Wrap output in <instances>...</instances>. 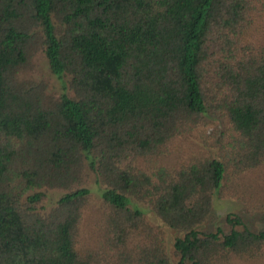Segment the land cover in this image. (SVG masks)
I'll use <instances>...</instances> for the list:
<instances>
[{"label":"trees","instance_id":"16d2710c","mask_svg":"<svg viewBox=\"0 0 264 264\" xmlns=\"http://www.w3.org/2000/svg\"><path fill=\"white\" fill-rule=\"evenodd\" d=\"M263 166L264 0H0V264L262 259L238 215L199 229Z\"/></svg>","mask_w":264,"mask_h":264},{"label":"rangeland","instance_id":"374dc122","mask_svg":"<svg viewBox=\"0 0 264 264\" xmlns=\"http://www.w3.org/2000/svg\"><path fill=\"white\" fill-rule=\"evenodd\" d=\"M33 68V77L36 79L45 80L49 84V92L60 96L63 91L61 82L50 72L48 62L42 53L37 54V56L34 58ZM211 131L212 128L207 130L206 135L210 136ZM86 181L88 182L87 186L93 189L92 204H95V206L97 205V207H99L102 202L100 194L97 192L98 187L95 184L94 174L88 172ZM242 183L245 187V190L244 194L241 195H244V198L242 200H237L234 198H223L221 201H217V203H215V207L213 208V213L211 214L209 221L200 226V231L212 232L216 231L218 227L223 228L225 231H229L230 227L226 222V218L229 214L240 216L243 222L252 230H264V210H253L254 207H259V202L258 200H252V197L248 195L249 188L253 186L255 190L252 191L256 192L257 196H261L262 200L264 201V166L249 173ZM61 193L62 192L60 190L52 191V202L58 200ZM144 209L146 210L148 221L155 227L160 228V230L162 231L163 239L165 241L169 257H171L172 260L176 262L178 259L175 256L174 243L176 241V238L178 237V234L175 230L166 225H163L161 220L158 219L149 210H147L146 207H144ZM92 214H95V212H92ZM92 214L89 213L87 215L86 224L84 223L86 228H84L82 236L84 237V239H87V241L96 243V241H98V232L94 229V225L90 227L88 226L91 217L90 215ZM95 217L96 215H94V218ZM134 239L140 241L141 237L136 236ZM234 264H264V258L255 261L236 260Z\"/></svg>","mask_w":264,"mask_h":264}]
</instances>
